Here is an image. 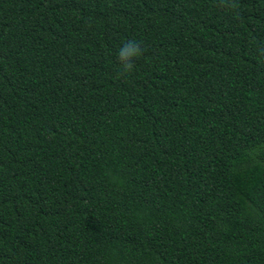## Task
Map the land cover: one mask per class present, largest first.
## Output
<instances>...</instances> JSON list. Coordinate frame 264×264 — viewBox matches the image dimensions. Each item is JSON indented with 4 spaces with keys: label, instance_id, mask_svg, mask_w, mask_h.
Masks as SVG:
<instances>
[{
    "label": "trees",
    "instance_id": "obj_1",
    "mask_svg": "<svg viewBox=\"0 0 264 264\" xmlns=\"http://www.w3.org/2000/svg\"><path fill=\"white\" fill-rule=\"evenodd\" d=\"M0 264H264V0H0Z\"/></svg>",
    "mask_w": 264,
    "mask_h": 264
},
{
    "label": "clouds",
    "instance_id": "obj_2",
    "mask_svg": "<svg viewBox=\"0 0 264 264\" xmlns=\"http://www.w3.org/2000/svg\"><path fill=\"white\" fill-rule=\"evenodd\" d=\"M142 49L136 41H126L118 50L117 59L121 65L119 75L126 76L134 68V59L141 55Z\"/></svg>",
    "mask_w": 264,
    "mask_h": 264
}]
</instances>
